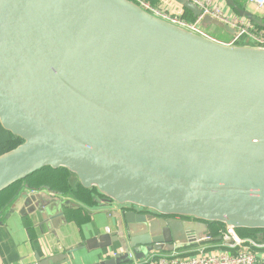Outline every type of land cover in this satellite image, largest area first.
Instances as JSON below:
<instances>
[{"label": "water", "instance_id": "obj_1", "mask_svg": "<svg viewBox=\"0 0 264 264\" xmlns=\"http://www.w3.org/2000/svg\"><path fill=\"white\" fill-rule=\"evenodd\" d=\"M206 33L135 0H0V128L20 140L0 148V228L28 218L38 236L2 264H129L262 235L264 46ZM43 168L72 173L96 206L32 187Z\"/></svg>", "mask_w": 264, "mask_h": 264}, {"label": "built area", "instance_id": "obj_2", "mask_svg": "<svg viewBox=\"0 0 264 264\" xmlns=\"http://www.w3.org/2000/svg\"><path fill=\"white\" fill-rule=\"evenodd\" d=\"M143 6L169 18L175 23L182 24L195 31L198 30V23L202 16L209 15L236 30L233 39L227 43L232 44L243 37H249L252 41L260 46H264V29L257 27L249 19L237 14L224 13L216 4V0H190L202 9V15L197 17L194 22H187L175 18L169 14L161 12L159 9L150 6L143 0H135ZM253 3L257 8L263 10L262 19L264 21V0H247ZM214 2V3H213ZM228 234L233 236L232 243L224 244L225 249L204 250L195 249L190 251H179L174 253L153 254L141 262H132L129 264H257V252L255 249H264V243H256L251 239H243L235 235L230 229ZM247 245V246H246ZM252 247V248H251Z\"/></svg>", "mask_w": 264, "mask_h": 264}, {"label": "crops", "instance_id": "obj_3", "mask_svg": "<svg viewBox=\"0 0 264 264\" xmlns=\"http://www.w3.org/2000/svg\"><path fill=\"white\" fill-rule=\"evenodd\" d=\"M149 3L155 8L159 9L161 12L169 14L180 20H184V21L187 20V22L194 20L192 12L185 9L184 7H182L181 5H179L173 0H150ZM216 4L220 7V9L224 13H227V14L239 15L233 8V5H234L240 10L253 13V15L256 17H262L263 15L262 9L257 8L256 5H254L253 3H249L247 0H216ZM197 26L199 29H201L202 33L208 32L206 34H208L209 37L214 38L218 41L229 43L233 39V37L228 36L229 35L228 33L226 32L223 33L222 31L218 30L216 27L217 25L213 24L212 22H209V23L200 22V24L198 23ZM13 141L14 140H10L8 134L0 128V148L5 146L6 143L9 144ZM3 201L4 200L0 202L2 203ZM82 205H85V204H82ZM93 206H96V203L94 205H91L90 207H93ZM68 211L71 212L72 210L65 211L67 219L75 222V224L79 227L87 223L89 220V217L87 215H82L81 210L72 211V212L78 211L76 213V215L79 216L77 220L70 218L68 215ZM21 222L26 232L20 229H16L15 231L12 232L7 229L0 228V264L6 263L8 261H13V260L16 261L17 260L16 258L18 255L24 254L27 252L25 248L26 246L29 245V242L31 243L33 240L34 242L36 241L38 236H37L35 229L33 228L32 222L28 218H23ZM69 232L71 234H74L73 231H69ZM66 233H68V231H66ZM65 237L66 236H64V238ZM76 240H78V237H75V241ZM223 245L224 243L214 242L210 244H202V245L195 246V247L185 248L181 251H185V250L190 251V250H195V249H201V250L204 249L206 251L225 249ZM255 250L257 252V258H258L257 264H264V249L260 248V249H255Z\"/></svg>", "mask_w": 264, "mask_h": 264}, {"label": "flooded vegetation", "instance_id": "obj_4", "mask_svg": "<svg viewBox=\"0 0 264 264\" xmlns=\"http://www.w3.org/2000/svg\"><path fill=\"white\" fill-rule=\"evenodd\" d=\"M15 139L14 141H17ZM13 141V143H14ZM12 143V142H11ZM31 186L34 188H48L53 192L61 194H72L74 199L80 200L82 204L94 205L91 200V191L83 189L80 184L75 180L74 175L67 170L43 168L40 171L33 173L29 177ZM76 212L68 211L70 218L77 220L79 216Z\"/></svg>", "mask_w": 264, "mask_h": 264}, {"label": "trees", "instance_id": "obj_5", "mask_svg": "<svg viewBox=\"0 0 264 264\" xmlns=\"http://www.w3.org/2000/svg\"><path fill=\"white\" fill-rule=\"evenodd\" d=\"M143 1L147 2L150 6H152L149 3L150 0H143ZM152 7H154V6H152ZM194 20H191V21H188V22H191L192 23ZM19 143H20V140L14 141V143L13 142L12 143H9V149L15 147ZM60 169H62V168H60ZM209 228H210V232H211V235L212 236L213 235H217V234H219L222 231L221 225L220 224H217V223L210 224V227ZM258 232H259L258 230H251V229H238V230H236V233H237V235L240 238H243V239H251V240H253L256 243H261V242L264 243V230L262 231V235L259 236V237L257 236V233Z\"/></svg>", "mask_w": 264, "mask_h": 264}, {"label": "rangeland", "instance_id": "obj_6", "mask_svg": "<svg viewBox=\"0 0 264 264\" xmlns=\"http://www.w3.org/2000/svg\"><path fill=\"white\" fill-rule=\"evenodd\" d=\"M8 148H9V144H8Z\"/></svg>", "mask_w": 264, "mask_h": 264}]
</instances>
